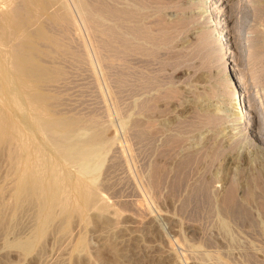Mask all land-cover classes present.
Returning a JSON list of instances; mask_svg holds the SVG:
<instances>
[{
  "label": "rangeland",
  "instance_id": "1",
  "mask_svg": "<svg viewBox=\"0 0 264 264\" xmlns=\"http://www.w3.org/2000/svg\"><path fill=\"white\" fill-rule=\"evenodd\" d=\"M25 1L0 0V33L22 23L3 39L28 54L36 100L15 91L18 102L6 105L0 88V108L69 176V207L78 182L104 207L55 209L37 233L38 205L11 210L15 174L3 149L0 264H264V0L232 6L236 48L210 26L208 0H141L119 23L90 3L43 0L40 13ZM111 28L130 47L111 42ZM255 89L253 108L246 95ZM245 117L261 136L245 132ZM48 122L57 125L48 134L33 127ZM228 192L245 218L226 206Z\"/></svg>",
  "mask_w": 264,
  "mask_h": 264
},
{
  "label": "bare ground",
  "instance_id": "2",
  "mask_svg": "<svg viewBox=\"0 0 264 264\" xmlns=\"http://www.w3.org/2000/svg\"><path fill=\"white\" fill-rule=\"evenodd\" d=\"M75 1L81 7V9H86L88 6L87 5L88 3L92 4L93 8L95 10H97V13L101 14V16L103 14L104 17H105V15H107L108 18H110L113 21H116L117 23L122 22V21L127 20V19H131V17L137 15L136 9H138L137 7H140L139 5L141 3V0H96V1L93 0V2H92V0H75ZM25 2H27L29 5H32L33 7H35L34 9L36 11H39L40 13L46 11L45 7H44V1L43 0H26ZM130 2H132L131 5H129ZM245 2H247V1L246 0H208L207 8L209 9L211 15H213V16L215 15V17H214L215 19L212 20V23L213 22L214 23L210 26L214 25L216 27H221L223 29V31H225V34H226V37L224 36L226 39L225 44H226V46H228V48H230V47L236 48L237 44H238V41H237L238 38L237 39L233 38V35L231 34L233 24H234V20L236 19L235 16L233 15L234 13L231 10V8L233 5L243 6V5H245ZM147 3H148V1H147ZM118 5L120 7H118ZM244 8H246V7H244ZM12 10H14V9H12ZM243 11H244L243 13L245 16V14L248 13L247 12L248 10L245 9ZM8 12H9V10H8ZM7 17H9V18L6 19ZM6 18L4 21L11 19V15L7 14ZM0 20H1V18H0ZM236 23H238V22H236ZM21 24L19 23V25H21ZM19 25L17 23L16 24H14V23L10 24L9 23L8 26L6 27V29L0 33V88H5L8 90L7 91V94H8L7 97L8 98H6V105H11L12 103H16L17 100L15 98V91H20V92L23 91L24 93L29 91L30 96H31L30 101L32 102V100H34V99L36 100V97H34L32 94V90H35L38 87V86L37 87L34 86V84L37 81L36 80L37 76L35 74L33 66L31 65V60L29 59L28 54H25L24 52H21V51L16 52L14 50L15 48H11L14 51H11V49L8 50V44H9L10 39L9 40L3 39V35H5V33L7 35L8 32L14 28H16V30H17ZM239 27H241V26H239ZM11 32L8 34V36H6V38H8L10 36ZM14 32L12 34H14ZM121 32H117L114 28H111V33H110L111 42L115 41V42L120 43L121 45H123L124 47L127 48L129 46V44H128L125 36ZM107 45H108V43H107ZM112 47H114V46H112ZM34 58H35V56H34ZM236 83L238 85V88H240L242 90V92H243V90L245 91V89L247 90L248 83H244V82L242 83V82H240L239 79H237ZM39 87H41V86H39ZM261 89H260V91L264 90V89L263 90H261ZM258 90L255 89L251 93H248L246 95V104H248V105L250 104L251 105L250 107L254 108L257 96L260 94V93L257 94ZM260 96H262V95H260ZM24 97H25V95H24ZM0 100H1V97H0ZM259 106H260V102H259ZM241 109H242V107L241 108L239 107L238 110L236 111V113L239 114L241 112ZM45 110L46 109L43 106H41V108L36 110V112L34 114L35 120L33 119L32 121L38 122V121H36V118H37L36 115H39V113L44 112ZM243 112H245V111H243ZM252 112H253V110H252ZM240 114L237 117V118H239L238 121L242 120L241 119L242 117ZM245 114L247 115V113H245ZM30 115H31V118L34 116L32 113ZM256 121L251 119L250 117H245V122H243L245 132H249V133H255L256 132V135H258L261 127H259V123ZM258 121H259V119H258ZM38 123H40V122H38ZM38 123L37 124L33 123V127L35 130H37L38 133H42V134H44V133L48 134L46 132V130L48 131V129H50V127L52 129V128H55L57 126V125H55L56 123L50 124L48 122L49 123V124L47 123L48 127L46 126V124L40 125ZM43 125L46 127H43ZM58 127H60V126H58ZM60 129H61V127H60ZM51 134H52V132H51ZM261 134H262V132H261ZM32 135L34 136L31 127L28 128L26 131H22L21 128L17 127L14 122L10 121L7 118V116H5L3 114V112L0 108V153L3 149H5V148L8 149V160H9V163L11 166L10 168H11V171H13L15 174V188H14L15 189V196H14V198H15L16 206L14 208L13 207L14 205H12V209L11 208L10 209L15 210L25 202L30 203V204H34V205L35 204L38 205L39 206L38 217L41 218L40 219L41 222H40V225L37 229V233H40L42 235L45 232V230L47 229L48 225H50V222L54 219L55 214L53 215V212L55 209H59L60 211L64 210L67 213L70 212V214L71 213L72 214L76 213L78 215L80 214L82 216L84 213H86L85 211L89 210L90 208H97L98 209V208L104 207V205H103L104 203L102 204L103 201L101 200L99 195L96 194V192L94 193L91 190L85 191L83 186L80 185L79 182L75 183L76 180L74 181L75 184L73 186V192L75 195L78 196L79 203L75 202V204L72 207H69L67 202L64 200V198L69 196L70 193L66 197L63 196L65 191H63L62 184L64 181H71V179L69 178L68 175L63 174V170L61 169L60 165L57 162L53 161L51 158H48L46 151H43V149L40 150L38 145L32 144V142H31L32 139L30 140V138H29V136L32 137ZM187 161H189V160H187ZM46 168H49V170L47 171ZM66 174H67V172H66ZM155 176H156V174H155ZM83 184L85 187V183H83ZM176 187H177V185H176ZM65 189H67V187ZM228 191L229 192L231 191V193H232L233 190H228ZM228 193H226L227 194L226 199L225 200L223 199L227 203L226 206H229L228 209H231V212H233V215H239V216L242 215L245 218L247 216L245 213L246 211H243L240 208L237 209L236 208L237 206L235 205V203L233 202L234 200L232 199L234 197V195L233 194L231 195V193H229V194ZM67 200H69V199L67 198ZM69 202L70 201H68V203ZM3 208L4 207L0 208V216L2 214ZM22 209H23V207H22ZM56 212H57V210L54 213H56ZM3 223H4V221H3ZM3 223H1V224H3ZM33 243L34 242L32 241L30 243H26L23 245L20 244V247L24 251H28L32 248V246H34Z\"/></svg>",
  "mask_w": 264,
  "mask_h": 264
}]
</instances>
